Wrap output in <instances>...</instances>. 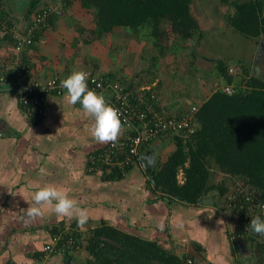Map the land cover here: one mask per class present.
Instances as JSON below:
<instances>
[{"label": "crops", "instance_id": "1", "mask_svg": "<svg viewBox=\"0 0 264 264\" xmlns=\"http://www.w3.org/2000/svg\"><path fill=\"white\" fill-rule=\"evenodd\" d=\"M31 1H27V6ZM36 1L38 8L60 2ZM15 2L18 0H12ZM16 7L12 5L10 18L16 26L24 28L26 8L13 10ZM67 14L69 12L61 14L27 50L37 81L54 76L67 78L73 71H94V68L89 69L91 64L99 67L96 49L85 46L87 52L74 56V41L72 47L62 45L66 33L78 30L65 26L62 18ZM68 29L73 30L68 32ZM88 30L78 31L86 34ZM91 42L89 39V46L95 45ZM8 43L7 40L0 43L1 69L9 60L7 54L11 45ZM103 68L106 67L96 68L99 74H114ZM151 86L157 85L152 83ZM176 91L175 88L164 92L161 101L171 113L180 114L185 111L184 101L176 97ZM65 95L48 94L43 117L33 122L19 107L10 84H5L0 91V264L33 263L43 246L49 243L52 232L71 224L79 228L84 239L96 227L111 226L140 239L157 241L178 255L191 256L193 264H247L251 255L246 245L235 249L228 239L230 217L222 203L226 195L220 199L217 193H210L194 206L169 199L152 189L149 173L165 163L175 150L171 138H161L143 148L142 154L151 159L149 172L140 161L123 177L116 175V178L106 179L99 173L88 172L87 155L107 143H98L92 137L94 119L82 106L67 102ZM123 133L122 127L118 138ZM41 169L45 170L43 174ZM178 174H181L177 177L178 184H183L182 170ZM223 178L218 173L213 181L218 183ZM48 184L66 191L81 208L87 209L89 219L83 227L76 218L59 217L50 209H44V214L35 219L25 218L23 209L33 205V193ZM77 256L53 255L41 264H78L80 257Z\"/></svg>", "mask_w": 264, "mask_h": 264}, {"label": "trees", "instance_id": "2", "mask_svg": "<svg viewBox=\"0 0 264 264\" xmlns=\"http://www.w3.org/2000/svg\"><path fill=\"white\" fill-rule=\"evenodd\" d=\"M3 1L0 0V29L1 22L16 25L4 11ZM76 2L80 9L92 16L91 27L86 32L89 38L101 39L115 29L124 28L136 36V42L141 39L151 42L163 53L169 49L165 44L167 34L160 30L164 22L169 24L179 42L201 35L191 14V0H60L57 5L50 6L66 12ZM230 5L233 10L228 11L226 21L233 32L244 38L264 40V0H234ZM38 9L36 0L28 4L25 11L27 24ZM56 20L58 18L53 17L48 20L46 29L53 26ZM80 29L86 31L85 28ZM5 40L10 45L6 36L0 37V43ZM215 66L217 78L223 81L224 86H233V93L228 95L219 88L201 105H193L198 107L193 117L197 129L188 139L171 138L175 150L165 163L150 171L149 183L162 196L195 206L210 193H217L221 199L230 188H236L235 182L238 181L243 189H248L249 194L264 205V81L253 76L249 66L242 61L233 67L236 70L241 68L240 77L231 75L230 64L222 59H217ZM8 74L13 82L20 80L13 71ZM23 76L27 78L28 75ZM102 76L111 82L120 83L122 80L115 74ZM121 84L126 90L138 88L137 85L127 84L126 80ZM156 89H159V84L155 88L152 86L151 92L157 94L161 101ZM15 98L22 109L19 98ZM189 109L176 115L186 114ZM179 170L183 172V184L177 181ZM95 173L106 179L117 177L115 173L108 176L104 172ZM218 173L223 175L224 180L214 183L213 178ZM263 241V236L248 239L247 245L254 249L248 264H264ZM83 245L88 255L83 264H185L188 259L193 262L191 256L178 255L157 241L140 239L111 226L90 230Z\"/></svg>", "mask_w": 264, "mask_h": 264}, {"label": "built area", "instance_id": "3", "mask_svg": "<svg viewBox=\"0 0 264 264\" xmlns=\"http://www.w3.org/2000/svg\"><path fill=\"white\" fill-rule=\"evenodd\" d=\"M59 15L60 9L50 6L38 9L24 28L1 22L0 37L6 36V39L10 40L11 51L7 54L8 63L0 71V91L3 85L10 84L13 94L19 98L21 110L33 122L43 117L44 101L48 94L66 93V90L60 87V82L65 78L54 76L42 82L34 79L27 52L36 38L47 30L48 20L52 17L58 18ZM12 71L20 80L13 82L8 78V73L12 74ZM83 71L88 74V88L103 94L107 103L118 110L124 129V133L114 144L107 143L87 155L88 172H104L105 176L113 173L124 176L139 162L143 155L140 151L144 146L165 137L178 136L188 139L197 129L193 117L198 107L192 106L188 113L178 117L167 109L157 94L151 92L152 86L126 90L121 84L122 81L111 82L107 77L92 70ZM23 75L28 76L24 78ZM222 91L228 95L233 93L230 86L223 87ZM75 105L82 106L80 103ZM248 191L238 184L225 196L231 219L228 222L227 235L229 242L237 247L247 245L250 238H262V235L247 229L251 218L259 216L264 220V205ZM78 233L81 234L76 226L65 225L56 229L49 243L43 246L38 258L31 264L44 263L53 255L81 254L84 238ZM185 264L193 262L188 259Z\"/></svg>", "mask_w": 264, "mask_h": 264}, {"label": "rangeland", "instance_id": "4", "mask_svg": "<svg viewBox=\"0 0 264 264\" xmlns=\"http://www.w3.org/2000/svg\"><path fill=\"white\" fill-rule=\"evenodd\" d=\"M27 1L29 0H18V2L12 3V0H4L2 5L4 11L11 17L12 5L17 6L13 10H24ZM224 1L191 0V14L201 31L200 37L192 40L179 42L172 33L169 24L165 22L161 24L160 30L166 32L168 38L165 44L169 48L163 53L151 42L148 43L142 39L140 42H136V36L124 28L115 29L101 39L89 38L88 34L80 33L78 31L80 28L89 29L91 27L92 16L88 11L75 6L78 4L76 2L65 10L69 14L62 19H64L66 27H77L75 29L78 30L74 29L73 34L66 33V40L62 42V45L72 47L70 45L74 41L76 43L72 47L74 56L82 54L83 51L87 52L86 47L96 49L98 63H95L99 67H106L103 68V71L110 70L115 74V77L121 78L122 82L126 80V83H130L132 86L137 85L140 88L151 86L152 83L157 85L160 82V89L156 90L161 96L164 92H172V89L176 88V97L184 101V109L188 110L193 105H201L217 89L225 87L223 81L217 78L214 60L222 59L230 64L231 71L229 73L234 77L242 76L241 68L237 70L233 68L237 62L242 61L243 64L249 66L251 74L264 81V40L244 38L233 32L226 21V15L228 11L233 10L230 3L234 0ZM63 13L65 12L61 11L62 15ZM71 30L73 29H68V32ZM89 39L95 45L89 46ZM260 44L263 45L260 46ZM255 67H258V71H255ZM90 68H94L95 73L99 74L98 69L92 64L89 66ZM230 87L233 89V86L230 85ZM162 102L165 104L163 100ZM177 177L181 176L178 174ZM223 180H218V183ZM235 184L236 186L241 185L238 181ZM234 188H230V191ZM222 201L223 208L228 211L225 198ZM229 220L231 221V219ZM246 247L249 255L254 253V249L250 245H246ZM77 257H80L77 259L78 264H83L85 258L88 257L84 248Z\"/></svg>", "mask_w": 264, "mask_h": 264}, {"label": "clouds", "instance_id": "5", "mask_svg": "<svg viewBox=\"0 0 264 264\" xmlns=\"http://www.w3.org/2000/svg\"><path fill=\"white\" fill-rule=\"evenodd\" d=\"M88 74L85 71H73L60 82V87L66 90L65 100L72 105L80 103L83 111L94 119L91 129L92 137L98 143H115L122 132V121L117 109L107 103L103 94H98L88 88ZM44 173V169L40 170ZM33 205L23 209L25 218L35 219L44 214V209L52 210L59 217L76 218L83 227L88 219L87 209L81 208L77 201L66 191L55 185H44L33 193ZM223 222V221H220ZM255 234L264 236V220L259 216L251 218L250 225Z\"/></svg>", "mask_w": 264, "mask_h": 264}, {"label": "water", "instance_id": "6", "mask_svg": "<svg viewBox=\"0 0 264 264\" xmlns=\"http://www.w3.org/2000/svg\"><path fill=\"white\" fill-rule=\"evenodd\" d=\"M263 44H260V46H262ZM256 61V60H255ZM255 71H258V67H255ZM253 75V74H252ZM255 76V75H253ZM256 77V76H255ZM143 166H144V170L146 172H149L151 170L150 166H151V159L150 157L146 154H143L141 157H140V160H139Z\"/></svg>", "mask_w": 264, "mask_h": 264}]
</instances>
